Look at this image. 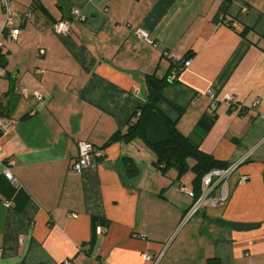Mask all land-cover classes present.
Returning <instances> with one entry per match:
<instances>
[{
    "label": "crops",
    "instance_id": "1",
    "mask_svg": "<svg viewBox=\"0 0 264 264\" xmlns=\"http://www.w3.org/2000/svg\"><path fill=\"white\" fill-rule=\"evenodd\" d=\"M33 1L11 0L21 32L0 53V117L13 122L0 141V264H264V0ZM172 74L160 109L235 166L228 199L211 203L216 188L194 213L195 175L156 167L142 138L123 136L149 76ZM81 141L104 155L78 174Z\"/></svg>",
    "mask_w": 264,
    "mask_h": 264
},
{
    "label": "trees",
    "instance_id": "2",
    "mask_svg": "<svg viewBox=\"0 0 264 264\" xmlns=\"http://www.w3.org/2000/svg\"><path fill=\"white\" fill-rule=\"evenodd\" d=\"M37 3L38 1L34 0L32 4L37 5ZM248 31L245 28L241 32L242 36L246 37ZM167 82L172 81L166 77L159 79L155 76H149L150 95L148 100L141 108L137 119L131 122L128 131L123 136L127 140H133L136 137L142 138L156 156L154 165L164 171L171 168L176 169L178 178L182 177L189 169L193 170L195 175L193 182L196 191L194 192V200L196 201L203 192V177L213 169H227L230 165L201 151L199 143L191 135L183 134L178 129L177 121L172 120L160 109L158 103L163 99L161 90L164 83ZM117 137L118 134H115L109 142L116 140ZM190 159L194 161L193 165L190 164ZM126 165L130 175L136 173V169L130 160L126 161ZM98 223L104 224L105 222L94 219V228ZM94 240L93 238L92 242ZM209 263L216 264L213 260H210Z\"/></svg>",
    "mask_w": 264,
    "mask_h": 264
},
{
    "label": "built area",
    "instance_id": "3",
    "mask_svg": "<svg viewBox=\"0 0 264 264\" xmlns=\"http://www.w3.org/2000/svg\"><path fill=\"white\" fill-rule=\"evenodd\" d=\"M0 4L4 9V18L2 23L0 24V51L4 44V39L9 38L12 40H17L21 28L16 25V12L12 6L11 0H0ZM71 16L77 17L81 21L85 20V15L83 12L75 8L71 11ZM71 29V21L69 19H61L58 22H56L53 25V30L57 34H66ZM137 35L139 38L143 39L148 44H154L153 39L151 38L149 32L144 28H139L137 30ZM43 52V50L41 51ZM191 63L190 59H185L183 62V66L187 67ZM0 75H1V69H0ZM177 78V74H172L170 79L173 80L174 78ZM31 92L24 90L25 96H29ZM33 94L38 97L39 99L42 98V94L39 90H34ZM211 98V107L214 108L216 105V97L215 94L210 91L209 93ZM225 99L229 100V102H233V97L230 95H226ZM264 118V115L262 116ZM13 125V122L9 119H6L4 117H0V141L1 138L9 132L11 129V126ZM2 151L1 143H0V153ZM104 155V151L101 147H98L94 145L93 143L89 141H81L78 144V155L76 160L73 163L72 170L78 174H82L83 171L89 167L90 165L94 164L95 160L97 158H100ZM235 169V166H231L227 169H213L209 173H207L203 177V193L199 200L195 203V205L191 209V213H194L198 210L200 204L206 200L209 195L218 187L219 189V197L217 199H211V203H217V202H225L228 199V189H227V181L230 178L231 174L233 173ZM4 175L6 179L12 183H16V178L12 174L11 170L9 168H6L4 170ZM247 179L246 176L241 177V182H245ZM189 196H194L193 192L188 191ZM6 205H8V202H6ZM144 259L150 260L152 257L149 254L143 255ZM62 264H70V260H65Z\"/></svg>",
    "mask_w": 264,
    "mask_h": 264
},
{
    "label": "rangeland",
    "instance_id": "4",
    "mask_svg": "<svg viewBox=\"0 0 264 264\" xmlns=\"http://www.w3.org/2000/svg\"><path fill=\"white\" fill-rule=\"evenodd\" d=\"M14 8V7H13ZM14 10H15V8H14ZM16 11V10H15ZM171 80V79H170ZM174 80H176V77L173 79V80H171V81H174ZM190 163H193L194 161L192 160V159H190V161H189ZM190 176V175H194V171L193 170H191V169H189V171H187L182 177H186V176ZM241 180V179H240ZM203 193V192H202ZM202 195V194H201ZM201 197V196H200ZM199 197V198H200ZM199 198L195 201V202H197L198 200H199ZM199 209V208H198ZM186 219V218H185Z\"/></svg>",
    "mask_w": 264,
    "mask_h": 264
}]
</instances>
